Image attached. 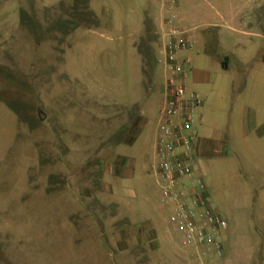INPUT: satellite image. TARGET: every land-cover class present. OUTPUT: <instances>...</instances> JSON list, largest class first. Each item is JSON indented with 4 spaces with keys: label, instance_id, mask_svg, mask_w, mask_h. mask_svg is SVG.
<instances>
[{
    "label": "rangeland",
    "instance_id": "rangeland-1",
    "mask_svg": "<svg viewBox=\"0 0 264 264\" xmlns=\"http://www.w3.org/2000/svg\"><path fill=\"white\" fill-rule=\"evenodd\" d=\"M107 1L93 0L94 9ZM80 9L74 0H0V264H156L152 245L120 237L129 221L148 214L161 226L166 217L150 169L160 95L147 101L149 126L132 139L127 108L140 92L127 42ZM223 38L230 52L233 39L243 42L229 30ZM254 44L241 56L249 70L210 79L227 109L264 92ZM123 169L132 178L116 180ZM126 205L128 221L113 222Z\"/></svg>",
    "mask_w": 264,
    "mask_h": 264
},
{
    "label": "crops",
    "instance_id": "crops-1",
    "mask_svg": "<svg viewBox=\"0 0 264 264\" xmlns=\"http://www.w3.org/2000/svg\"><path fill=\"white\" fill-rule=\"evenodd\" d=\"M175 2L178 24L191 42V48L178 56L186 71L182 83L203 99L193 116L196 139L192 165L194 174L206 185L210 207L226 222V228L219 233L223 257L217 259L210 254L200 257L194 248L183 246L180 234L172 229L166 217L162 227L148 214L141 220L129 221L130 227L120 238L127 239L124 241L127 244L137 238L139 243L146 241L149 247L152 245L156 264H264V92H258L255 100L244 95L236 97V108L227 109L226 96L214 95L215 89H210L214 83L210 79L219 82L234 67L240 66L244 73L252 67L241 59L250 42L255 43L254 52L260 57L253 67L264 74V0ZM166 3L167 0H112L97 10L93 0H87L86 8L82 6L79 10L96 27L115 32L127 42L130 63L139 78L140 96L127 108L135 112L136 119L128 130L134 140L149 126L144 118L147 101L154 95H160L161 99L164 74L156 60L162 36L168 29ZM226 30L243 40L240 43L233 39L231 52L223 38ZM152 134L155 155L157 125ZM106 172L113 173L109 168ZM115 177L132 178V173L123 169ZM156 189L158 192L157 184ZM108 191L112 192L110 188ZM122 209L112 218L113 222L124 217L121 214L133 212L132 205ZM165 225L179 235V243L164 230ZM132 228L138 229L140 235L135 237Z\"/></svg>",
    "mask_w": 264,
    "mask_h": 264
},
{
    "label": "built area",
    "instance_id": "built-area-1",
    "mask_svg": "<svg viewBox=\"0 0 264 264\" xmlns=\"http://www.w3.org/2000/svg\"><path fill=\"white\" fill-rule=\"evenodd\" d=\"M165 11L168 29L156 60L164 76L158 104L156 161L151 170L167 222L180 234L182 245L194 248L200 257L210 254L221 259L219 233L226 228V222L210 207L206 185L194 174L192 165L196 139L193 116L203 99L183 85L186 71L178 61V56L191 48V42L178 24L175 0H167Z\"/></svg>",
    "mask_w": 264,
    "mask_h": 264
},
{
    "label": "trees",
    "instance_id": "trees-1",
    "mask_svg": "<svg viewBox=\"0 0 264 264\" xmlns=\"http://www.w3.org/2000/svg\"><path fill=\"white\" fill-rule=\"evenodd\" d=\"M77 2H78V4H80V6L82 7H84V6H86V2H87V0H76ZM85 8V7H84ZM87 14V13H86ZM87 15H90V13L88 12V14ZM121 142L120 141H117L116 142V144H120Z\"/></svg>",
    "mask_w": 264,
    "mask_h": 264
},
{
    "label": "water",
    "instance_id": "water-1",
    "mask_svg": "<svg viewBox=\"0 0 264 264\" xmlns=\"http://www.w3.org/2000/svg\"><path fill=\"white\" fill-rule=\"evenodd\" d=\"M37 116H38V118L40 119V120H43L44 118H45V115L42 113V111L41 110H37Z\"/></svg>",
    "mask_w": 264,
    "mask_h": 264
}]
</instances>
